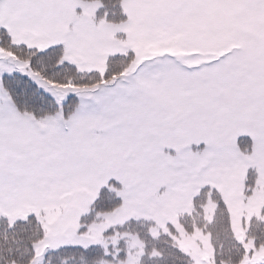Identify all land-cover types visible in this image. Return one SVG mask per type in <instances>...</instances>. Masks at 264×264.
<instances>
[{"label": "snow or ice", "instance_id": "snow-or-ice-1", "mask_svg": "<svg viewBox=\"0 0 264 264\" xmlns=\"http://www.w3.org/2000/svg\"><path fill=\"white\" fill-rule=\"evenodd\" d=\"M0 264H264V0H0Z\"/></svg>", "mask_w": 264, "mask_h": 264}]
</instances>
